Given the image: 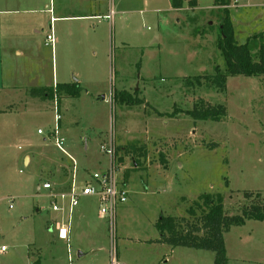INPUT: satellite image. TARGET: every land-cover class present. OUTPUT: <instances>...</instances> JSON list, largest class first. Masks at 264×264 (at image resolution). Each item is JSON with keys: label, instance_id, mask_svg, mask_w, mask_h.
<instances>
[{"label": "rangeland", "instance_id": "1", "mask_svg": "<svg viewBox=\"0 0 264 264\" xmlns=\"http://www.w3.org/2000/svg\"><path fill=\"white\" fill-rule=\"evenodd\" d=\"M15 1L0 0V5ZM104 1L113 9L110 26L95 20L54 23L51 52L45 36L53 22L43 11L28 28L29 54L0 51V246L7 249L0 264H109L112 242L96 198L80 199L71 222L70 263L65 243L50 229L54 216L48 200L37 187L45 181L60 184L71 170L69 156L79 177H85L83 168L103 174L109 158L99 147L111 132L119 180L128 190L125 205L116 211V260L213 264L212 252L158 243L156 223L163 216L199 218L206 211L198 199L204 194H220L228 216L250 203L264 204V76L228 77L223 91L208 81L217 74L215 66L224 73L218 42L226 16L238 44L259 36L252 43L257 55L255 47L264 43V0H229L226 10L214 0H197L195 7L185 2L177 11L171 0ZM67 25L76 37L78 27H87L81 57L93 67L105 65L104 105L102 96L82 95L61 100L60 108L40 98L24 108L29 90L49 88L53 68L62 79V68L75 56V38H64ZM123 89L142 104L122 108L114 96L110 101ZM201 102L224 106L226 116L194 121L186 113ZM55 105L62 123L77 122L72 130L59 128L67 155L56 149L50 134ZM158 112L181 119L168 124ZM25 155L31 157L28 166ZM223 239L228 264H264V222L231 227ZM79 250L86 256L78 259Z\"/></svg>", "mask_w": 264, "mask_h": 264}, {"label": "trees", "instance_id": "2", "mask_svg": "<svg viewBox=\"0 0 264 264\" xmlns=\"http://www.w3.org/2000/svg\"><path fill=\"white\" fill-rule=\"evenodd\" d=\"M214 1L224 10L229 6V0ZM185 2L188 3L189 7H195L197 0H171V5L173 9L177 10L182 8ZM219 35L218 50L223 57L224 73H221L219 67L215 66L214 70L217 71V74L212 79H208L215 90L223 91L228 77L244 76L253 78L264 76V43H258L259 45L255 47L257 55L252 53V50H254L252 43H257L258 35L252 36L243 44H238L227 16L220 24ZM262 37L260 38L262 39ZM196 81L199 83L198 78ZM80 92L81 89L76 83H67L66 85L56 84L49 88H31L28 94L42 100H58L61 96L79 97ZM113 96L115 102L117 101L120 104L124 103L128 106L142 104L140 99L124 91L115 92ZM186 114L194 121L217 122L226 116V109L222 105L210 107L201 102L200 105H194L192 110L187 111ZM160 159L161 162H164L163 156ZM245 197L250 199L251 193H246ZM198 199L206 209L199 218L188 220L184 217L163 216L157 220L156 230L159 233L157 242L167 244L172 248L187 247L197 251H209L213 253V264H228L223 235L231 227L245 225L246 221L264 222V204L250 203L241 208L240 214L228 216L220 194L216 196L204 194L200 195ZM196 204L199 205L197 202ZM191 211L192 209H189V212Z\"/></svg>", "mask_w": 264, "mask_h": 264}, {"label": "crops", "instance_id": "3", "mask_svg": "<svg viewBox=\"0 0 264 264\" xmlns=\"http://www.w3.org/2000/svg\"><path fill=\"white\" fill-rule=\"evenodd\" d=\"M180 9L183 10V7ZM180 9H177V10H180ZM43 11H45V13L48 11V13L50 14L49 17L54 19V22L52 24H49V28L52 25V29H53L54 23H57L59 21H66V20L67 21H79V22L95 20L97 21V25H102V22H104V24L106 23L108 24V26H110L113 23V19L109 20L105 18V16L113 12V9H112V6L110 4L107 5L104 0H44V1L43 0H16L14 6H12V4L10 7H6L5 5L4 6L0 5V16H1L0 17V51L1 52L10 51V55L12 54L17 57H21L22 55L29 54L30 53L29 49L30 47H33V45L30 43L29 38L26 37L28 28H29L30 23L35 24L39 22L40 20L39 18L41 16L40 14L43 13ZM56 15L58 16L56 17ZM67 26L68 28H66V30L63 33L64 38L66 37L70 39H72V37L75 38V45H76L75 46L76 47L75 56H72L73 59L71 61H68L67 64L64 65V68H62V71L64 70L63 74H61L62 79H59L60 76H59L57 69L53 68L54 71L51 72L52 85L50 87H53L56 84L66 85L67 83L69 84L76 83L80 87L81 92H80L79 97L61 96L58 100L57 99H53V100L58 102V106L60 108L61 100L63 99L64 100L68 98L80 99L82 95L84 96L93 95L94 97L102 96L101 101H102V104L104 105L106 101L104 97L105 86H106L105 85L106 78H105V71H104L105 65L104 67L96 68V67H93L91 63L88 65L87 61H84L81 57L82 50H83L82 45L85 42V39H83L82 37L85 35V33H87V30H88L87 27H78L80 31L76 37V35L73 34V30L70 28V26L69 25ZM31 50L33 52V49ZM53 50L54 49H51V52ZM65 73L68 74L69 78H66ZM72 77L75 79V81L71 80ZM67 79H70V80H67ZM15 86L16 85L6 86V87L15 88ZM39 88H42V87H39ZM123 91L128 93L124 89ZM123 91H120V92H123ZM135 95L136 94H134L133 97H136ZM30 97L27 95V97L24 98V101L26 103L24 108L27 107L28 101L37 100V97H31V98ZM140 100H143V99H140ZM123 105L128 106L123 103L121 105L122 108L125 107ZM158 114L159 116L162 114L160 117L165 116L164 118L166 119V122H168V124L177 122L181 119V118L177 119L175 116H173L174 114L172 113L167 114L166 112H161V113L158 112ZM61 120L62 119H60L59 124H58L59 128L60 126L61 127L64 126L66 131L72 130V125L77 124L76 121L69 122V123H64V122L62 123ZM23 160H24L25 166H28L31 163V157L28 155H25L23 157ZM68 160H70L71 162V170L67 168L66 177L62 178V181L60 184L56 182L50 183L49 181H45V182L52 184L54 187H57L59 190L66 189L67 184L70 181L72 170H73L72 168L73 160L70 157H68ZM74 165L76 166L75 161H74ZM61 167H64V166L61 165ZM76 170H77V178L79 181L88 179L89 175L91 174L86 168H83L82 171L84 172L85 177H81V176L79 177L78 176L79 170L78 169ZM78 208L79 206L76 208L73 218L76 216L75 214L77 213ZM72 227L73 226H71V230L69 234L70 248L72 244L71 243V236L73 232ZM52 231L55 236V231L54 230ZM60 243H63V242H60ZM83 251L81 250L78 251V259L82 258L83 256H86L87 252L85 251L83 252ZM6 252H7V249L2 254ZM121 264H124V263H121Z\"/></svg>", "mask_w": 264, "mask_h": 264}, {"label": "built area", "instance_id": "4", "mask_svg": "<svg viewBox=\"0 0 264 264\" xmlns=\"http://www.w3.org/2000/svg\"><path fill=\"white\" fill-rule=\"evenodd\" d=\"M105 18L112 20V12L105 16ZM50 20L54 22L53 18ZM49 31L50 32L45 36V45L50 46L51 49H54L55 39L52 25L50 26ZM112 96L113 93L110 95V101ZM54 107L56 113V125L54 129L50 131L51 138L56 149L67 155L66 151L63 149L65 146V139L59 132L58 124L61 117L57 113V105ZM37 132L42 134V132L39 130ZM99 149L109 158L107 169L103 174L91 173L88 179L79 181L77 178V170L73 161L72 175L66 189L59 190L57 187H54L52 184L47 182H44L41 186L37 187L38 193L43 192L44 197L48 200V210L54 216L51 220L52 228L50 227V229L51 231H55V236L58 241L66 244L67 259L70 263L71 248L69 245V234L74 212L79 206L78 204L81 198L94 197L96 198L99 205V216L104 218L108 225L110 242H112L109 255V264H121L115 258V217L118 207L123 206L126 203L128 190L126 186L119 180L120 171L116 163V149L114 145L113 132H111V134L108 136L106 143L100 145ZM5 251L6 247L0 246V253Z\"/></svg>", "mask_w": 264, "mask_h": 264}]
</instances>
